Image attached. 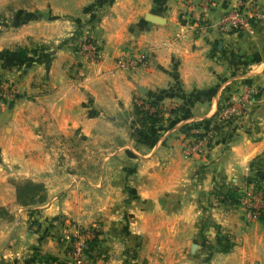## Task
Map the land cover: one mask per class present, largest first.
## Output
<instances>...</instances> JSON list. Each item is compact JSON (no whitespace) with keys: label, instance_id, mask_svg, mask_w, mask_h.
I'll return each mask as SVG.
<instances>
[{"label":"crops","instance_id":"1","mask_svg":"<svg viewBox=\"0 0 264 264\" xmlns=\"http://www.w3.org/2000/svg\"><path fill=\"white\" fill-rule=\"evenodd\" d=\"M236 1H195L185 24L184 0H0V80L15 95L0 100V264H62L75 227L96 231L89 264H264V225L227 200L264 173V22L215 30ZM94 15L96 63L73 38ZM228 91L242 113L207 156L188 155L183 127L208 122ZM136 100L161 109L151 134L132 133ZM58 136L81 139L83 158L57 160ZM13 181L41 184L44 201L20 206Z\"/></svg>","mask_w":264,"mask_h":264},{"label":"built area","instance_id":"2","mask_svg":"<svg viewBox=\"0 0 264 264\" xmlns=\"http://www.w3.org/2000/svg\"><path fill=\"white\" fill-rule=\"evenodd\" d=\"M195 1L200 2L204 6L210 7L212 0H184V10L180 14V20L185 24L191 21L193 12L196 10ZM264 22V8L260 4V0H237L235 4L227 11H225L217 20L215 30L221 35L229 33H250L255 26ZM89 30H84L82 37L79 39L78 52L81 56L86 58L89 62L96 63L101 61V49L99 43L90 35ZM138 61H129L128 66L137 68ZM249 90L247 85H242L241 92L237 97L238 106L247 105L250 102ZM0 100L11 104L15 101V95L12 86L5 81L0 80ZM137 106L147 109L146 104L142 100L134 102ZM233 103L221 107L217 115L216 123L234 118L242 112H236ZM150 113H154L155 109H149ZM200 130H192V135L201 134ZM211 132L204 135L202 138L189 137L186 145V152L188 155L196 157H205L209 153L210 146L208 145V137ZM253 211L248 212V219H257L259 210L262 206L253 208ZM256 209V210H255ZM96 238V231L93 229L74 228L70 238V251L68 259L62 264H89L88 250L90 244Z\"/></svg>","mask_w":264,"mask_h":264},{"label":"trees","instance_id":"3","mask_svg":"<svg viewBox=\"0 0 264 264\" xmlns=\"http://www.w3.org/2000/svg\"><path fill=\"white\" fill-rule=\"evenodd\" d=\"M98 21H99V17L94 15L90 17V19L87 21L86 24L76 25L73 38L74 40H76L77 44L79 43L78 41L83 35V31L84 30H89L90 32L94 31L96 29ZM14 55L18 58L21 57L20 53H15ZM228 92L226 93L224 92L222 94L221 100L219 101L218 104V110L214 114V116L210 120H208V122L201 121L200 123L186 125L183 127V133L186 135V138L194 137L199 139L202 138L204 135H207V133L211 132V135L208 137V145L209 146L211 145V142L214 136L216 135V133L218 132V130L221 128V125L224 124L226 121L230 120L228 119L219 125L216 123L217 115L219 113L220 108L230 104L233 101L232 99L234 92L232 94L231 92L229 93ZM198 94H200V92ZM202 96H207V95L205 94ZM142 101H144V103L146 104L147 109H143L142 107L137 106L135 103L133 106L134 127H136V129H134L132 133L136 135H141L142 132H145L147 130L149 131L151 130L150 128L158 126L163 119L161 109L159 108V105L156 101H146V100H142ZM151 108L155 109L154 113L149 112V109ZM180 112L181 109L177 108L170 111V114L173 115ZM194 129L200 130L202 133L197 135H192L191 131ZM149 134H151L150 131ZM260 174L262 175V177H259L258 175L256 176L257 182L264 181V173L261 172ZM257 182L253 183L255 185L254 191L260 193L261 200L263 202L262 209L258 211L259 215L257 217V221L260 224L264 225V189L260 185H258ZM251 183L252 182L249 180V184ZM13 186L15 188L17 203L22 207L29 206L32 203H34L36 200L38 202L44 201L45 190L41 184L32 183L31 181H19V182L13 181ZM228 199L231 201L233 205L240 204V195L236 190H231L228 192Z\"/></svg>","mask_w":264,"mask_h":264},{"label":"rangeland","instance_id":"4","mask_svg":"<svg viewBox=\"0 0 264 264\" xmlns=\"http://www.w3.org/2000/svg\"><path fill=\"white\" fill-rule=\"evenodd\" d=\"M260 4H261V1H260ZM53 143H54L55 147H60V151L56 150V151L52 152V153L55 154L57 160H59V161L60 160H65L68 154L71 155L70 157H73L75 159L83 158L84 150H82L81 148H82L84 143H82L81 139H77V137H72L71 138V137L68 136L67 138H65L63 136H58V137L55 138L54 141L52 140V144ZM67 149L68 150H72V151H67ZM54 150H55V148H54ZM66 168L67 169H64V167H63L62 170H65V171L70 173V171L72 170V167H66ZM254 180L257 181L256 175L254 177ZM254 186L255 185L252 184L250 186L251 189L248 190V184H247L245 186V188H242V189L238 190L239 191L238 194L240 195V204L239 205H234L235 207L239 206L240 208H242L244 221L246 223H248L250 221L248 219V212L254 210L253 208H254V206L256 204L255 199H258V196L260 194L259 192H255L254 191ZM213 195H215L214 199H216V200L218 199V202L219 201L221 202L224 199V196L219 191L213 193ZM221 195L223 196V198H222ZM227 200L229 201L228 198H227ZM215 203H217V201ZM207 223H208V225H211L209 221H206V224ZM75 228H78V227H75ZM80 229H90V228H80ZM217 231H218V234H217L218 241L221 242V245H220V247H218V250L222 251V252H226V251L228 252L232 248V244H233V240H232L231 235L229 233H227L226 231H222V230H219V229ZM69 249H70V247H69Z\"/></svg>","mask_w":264,"mask_h":264},{"label":"water","instance_id":"5","mask_svg":"<svg viewBox=\"0 0 264 264\" xmlns=\"http://www.w3.org/2000/svg\"><path fill=\"white\" fill-rule=\"evenodd\" d=\"M146 19L147 20H150V22H157V23H159V19L154 18V17H151V16H148Z\"/></svg>","mask_w":264,"mask_h":264}]
</instances>
